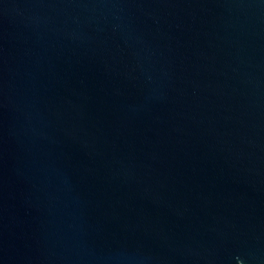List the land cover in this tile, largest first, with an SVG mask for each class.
<instances>
[{"label":"water","instance_id":"water-1","mask_svg":"<svg viewBox=\"0 0 264 264\" xmlns=\"http://www.w3.org/2000/svg\"><path fill=\"white\" fill-rule=\"evenodd\" d=\"M0 264H264V0H0Z\"/></svg>","mask_w":264,"mask_h":264}]
</instances>
